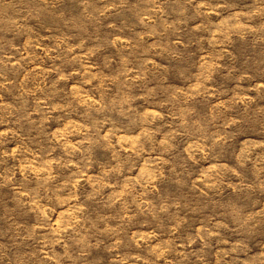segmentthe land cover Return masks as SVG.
<instances>
[{
  "label": "rangeland",
  "instance_id": "obj_1",
  "mask_svg": "<svg viewBox=\"0 0 264 264\" xmlns=\"http://www.w3.org/2000/svg\"><path fill=\"white\" fill-rule=\"evenodd\" d=\"M0 264H264V0H0Z\"/></svg>",
  "mask_w": 264,
  "mask_h": 264
}]
</instances>
